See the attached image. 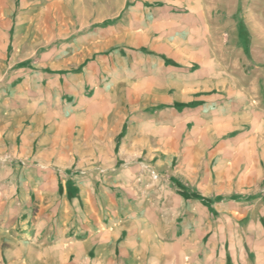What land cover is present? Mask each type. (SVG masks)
Here are the masks:
<instances>
[{
  "label": "crops",
  "instance_id": "1",
  "mask_svg": "<svg viewBox=\"0 0 264 264\" xmlns=\"http://www.w3.org/2000/svg\"><path fill=\"white\" fill-rule=\"evenodd\" d=\"M176 1L0 0V264H264V0Z\"/></svg>",
  "mask_w": 264,
  "mask_h": 264
},
{
  "label": "rangeland",
  "instance_id": "2",
  "mask_svg": "<svg viewBox=\"0 0 264 264\" xmlns=\"http://www.w3.org/2000/svg\"><path fill=\"white\" fill-rule=\"evenodd\" d=\"M211 1H213V0H202V5L204 7H206V8H210V7L213 8V3H211ZM221 4H223V0H218V9H217L218 18H219L218 20H219V23H225L226 26H227L229 24H227L225 22L226 21L225 20L226 19V16L222 14L224 12L221 9ZM240 5H242V1L239 0L237 13H235L233 15V20H229V22H231L232 24H234L235 27H237V28L240 27V23H241V17L239 16V14L241 12V6ZM223 33H225V32H223V30L222 31L219 30V39L225 38V36L223 35ZM239 33H241V31ZM31 51L32 50H30V52ZM2 54H4V52H3L2 48H0V55H2ZM0 71H1V67H0ZM191 134H193V133L191 132ZM158 151L159 150H155V152H158ZM119 161L123 162V161H126V160L121 159ZM176 162H177V160L175 161V163ZM172 167H173L174 176H176V178H178L179 180H181V182H187V178L188 177L186 178V177H184V175L178 174V172L176 171L175 168H177V165L172 166ZM167 178L168 177H167L166 174H164L163 177L162 176L156 177V175H155L154 178H153V180H151V182H148V184H147L148 185V188L149 187L151 188V190L148 191L149 198L152 200L151 202H153V205H155V206H158L159 205L158 204V201L159 200H161V201L163 200L164 201L165 198L167 199V193L161 189V184H163V183L165 184L167 182ZM205 185L206 184L203 185V183H201L199 186H200V188H202V187L204 188ZM212 186L214 187V191H216V192L221 191L222 194H225L224 188L223 189L219 188V186H218L217 183H213ZM214 191L212 193H214ZM253 191L256 192V193H259L260 192L259 189H253ZM199 192L203 193L204 195H209V193H210V192H207V189H202V190L200 189ZM263 192L264 191H261V193H263ZM258 209H259V207L256 204L255 206L251 207V213H254V214L258 213V211H257ZM261 210H263V208H261ZM175 218H176L175 215H173V214L170 215L171 222ZM202 218H203L202 232H201L202 237L199 238V241L200 242L199 241L197 242V246L206 245V243L209 242L210 240H213L215 242V239H217L220 243H222L223 242V239L220 236V234H222L221 232H225V234L226 233L230 234L231 233V230H232L231 229L232 228V225L234 226V223H235L234 220H228L226 218H222L219 215L216 217V216L211 215L210 213L203 214V217ZM244 221L243 222H239V226H236V229H238V228L241 229V227L245 223ZM171 222H170V226H171L170 232L172 234V232L174 230V227H176V224L175 223H171ZM210 224L212 225V229H213V227H216V225H217V227H219V229H218L219 232L221 231L218 235H216V237H213V236L210 237L209 236L210 235V232H207V233L205 232V230H208ZM191 241H194V239H191ZM171 242H173V241L171 240ZM176 242L177 243H176L175 247H179V248H182V247L190 248V247L193 246L192 244H190L191 243L190 240H187L185 243H181V242H178V241H176Z\"/></svg>",
  "mask_w": 264,
  "mask_h": 264
},
{
  "label": "trees",
  "instance_id": "3",
  "mask_svg": "<svg viewBox=\"0 0 264 264\" xmlns=\"http://www.w3.org/2000/svg\"><path fill=\"white\" fill-rule=\"evenodd\" d=\"M189 195L194 197V198H196V199H198V200H200V201H202L206 205H210V203H211L209 199H207V198H205V197H203V196H201V195H199L197 193H193V194H189Z\"/></svg>",
  "mask_w": 264,
  "mask_h": 264
}]
</instances>
